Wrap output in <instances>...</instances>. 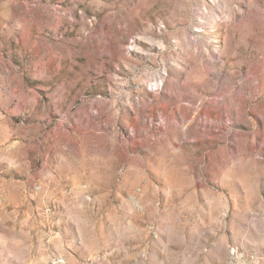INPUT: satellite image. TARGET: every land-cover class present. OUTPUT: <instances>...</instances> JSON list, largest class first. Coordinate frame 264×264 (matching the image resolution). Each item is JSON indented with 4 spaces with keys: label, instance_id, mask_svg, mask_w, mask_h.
Instances as JSON below:
<instances>
[{
    "label": "rangeland",
    "instance_id": "374dc122",
    "mask_svg": "<svg viewBox=\"0 0 264 264\" xmlns=\"http://www.w3.org/2000/svg\"><path fill=\"white\" fill-rule=\"evenodd\" d=\"M0 264H264V0H0Z\"/></svg>",
    "mask_w": 264,
    "mask_h": 264
},
{
    "label": "bare ground",
    "instance_id": "6f19581e",
    "mask_svg": "<svg viewBox=\"0 0 264 264\" xmlns=\"http://www.w3.org/2000/svg\"><path fill=\"white\" fill-rule=\"evenodd\" d=\"M87 198L88 199H90V197L89 196H87ZM233 256H238V253H237V251L236 250H234V255ZM241 256V255H240Z\"/></svg>",
    "mask_w": 264,
    "mask_h": 264
},
{
    "label": "built area",
    "instance_id": "2783aa9c",
    "mask_svg": "<svg viewBox=\"0 0 264 264\" xmlns=\"http://www.w3.org/2000/svg\"><path fill=\"white\" fill-rule=\"evenodd\" d=\"M231 254L234 255V249H231Z\"/></svg>",
    "mask_w": 264,
    "mask_h": 264
}]
</instances>
